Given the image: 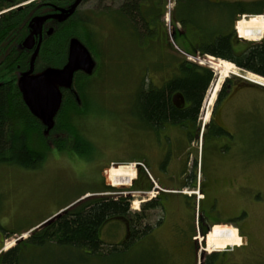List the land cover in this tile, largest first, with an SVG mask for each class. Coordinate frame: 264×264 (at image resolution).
Returning a JSON list of instances; mask_svg holds the SVG:
<instances>
[{
	"label": "rangeland",
	"instance_id": "1",
	"mask_svg": "<svg viewBox=\"0 0 264 264\" xmlns=\"http://www.w3.org/2000/svg\"><path fill=\"white\" fill-rule=\"evenodd\" d=\"M125 2V0L115 3L105 0L101 3L85 1L78 10V14L90 20L95 30L96 42L87 46L99 60L98 70L92 78L88 91L91 97L90 107L86 109L85 118L79 122L80 133L88 142L89 149L87 148L83 154L48 151L46 161L35 170H27L17 165H0V255L4 253L6 244L14 240V246L10 249L19 247L20 264H196L200 259L202 248L211 251L210 242L213 240V235H224L223 230H230L237 235L238 230L241 239L248 238L252 241V249L242 250L243 244L241 247L232 248L236 241L234 239L224 251L203 252V261L212 254L223 255L234 250L228 253L233 263L263 262L264 88L245 80L247 74L237 67V74L228 73L225 77L224 82L230 80L231 83L219 113L221 117L226 113L227 116H224L226 118L229 116L230 119L233 117L232 113L236 112H242L245 117L248 113L251 117H256L258 121L255 140L246 134L248 127L243 126L240 127L241 133H238L236 143L239 144L240 153L242 151L244 153L245 149L249 152L251 149L250 153L254 157L250 162L246 161V166L230 170V174L233 172V176L237 177L233 180L237 191L229 189L232 193L221 200V211L237 217V220L234 223L216 224L226 225L224 227L211 226L205 234L208 235L206 239L208 248L199 234L203 214L199 204L193 210V206L188 208L189 210H184V206H174L168 209L166 215L159 208L147 209L140 230L146 226L153 230L143 237L140 244L123 255L115 254L116 252L111 249L119 247L126 240L129 221L109 222L100 230L101 239L105 243L104 256H92L85 251L55 244L40 247L35 243L36 241L27 242L32 233L40 232L42 230L39 229L40 227L66 211L72 203H77L82 195L127 197L131 200L130 212L142 213L144 206L142 202L146 198L142 195H137L135 198L129 195L132 183L127 187L110 185L106 172L111 167L128 166L130 161L140 157L144 136L142 132L128 127V113L132 109L130 107L132 102L136 103L135 97L141 87H162L166 80L178 74L174 72L176 68L173 63L176 60L185 58L187 62L207 67L215 73V79L209 87L207 99L205 98L202 107L201 117L204 118L206 114L211 113L219 95L218 93L210 106L212 92L219 81L217 69L226 68L224 64L217 62L222 59L215 61L198 51L191 55L192 58L186 57L173 46L171 38L175 26L173 23L170 24L168 16L169 11L171 14L174 12V0H164V14H159L160 18L158 14H145V17L149 15L148 25L153 28L152 31L144 28L141 16H137L132 24L128 21V16L133 18L131 14L126 15L125 19L121 18L117 10ZM30 3L28 1L23 5ZM257 7L252 5L250 8ZM202 9L203 7H197L194 15L208 33L211 32L210 37L217 33L231 32L228 22L223 21L218 11L205 12ZM254 16H264V14ZM157 20H159L158 24ZM136 28L140 35L135 33ZM163 30L168 36L167 40L163 36ZM168 42L173 46L172 49L166 45ZM243 42L257 43V41ZM177 46L184 51L181 46ZM242 81L247 82L246 88L238 89L236 86ZM222 86L223 83L220 92ZM106 187L114 188L116 192L103 194ZM137 187L141 191L139 184ZM200 198L202 195L198 194L197 203ZM136 200L141 202L138 210L133 209ZM165 216L167 219L163 221ZM160 221L161 228L158 226ZM191 235L196 245L193 244ZM243 256L246 262L243 261ZM246 257H249V260Z\"/></svg>",
	"mask_w": 264,
	"mask_h": 264
},
{
	"label": "trees",
	"instance_id": "2",
	"mask_svg": "<svg viewBox=\"0 0 264 264\" xmlns=\"http://www.w3.org/2000/svg\"><path fill=\"white\" fill-rule=\"evenodd\" d=\"M24 1L28 0L8 2L5 8L10 10ZM85 1L99 0H82L76 9L74 7L78 0H49L48 2L53 7L51 12H47L46 7L42 5L34 4L21 11L7 13L4 21L0 23V41L3 37L5 51L8 52L11 49L12 55L16 58L20 57L18 63L22 69L28 70V72L31 69L34 55H36L33 63L34 74L48 69H63L68 62L73 40L84 45L96 63L91 75L78 71L74 75L71 89L63 90L62 106L54 119V126L51 130H48V127L36 118L25 104L18 87V81L23 75L19 77L17 84L13 79L12 81L6 80L0 86V165H17L27 170H35L46 161L48 151L83 154L87 148L89 149L88 142L80 133L79 122L86 116V109L90 107L91 97L88 91L92 78L98 70L99 60L87 46V44L94 45V41L96 42L92 23L83 15L78 14L80 6ZM134 1L132 8H128L124 4L117 10L121 18L125 19L128 12L130 14L132 12L133 21L137 16H141L138 14V0ZM127 8L130 9L128 12ZM73 9L74 12L71 13ZM49 20L53 25V34L49 37L45 36L44 40L42 38L39 40L36 51L29 59L28 53L22 47L19 48L20 43L30 32H33L32 23H42L40 26L42 29L44 23ZM198 28L202 43V47L198 50L200 54L222 59L223 62L211 58L230 66L228 68H235L234 70L239 68L251 73L250 76L254 74L255 78H259L258 76L262 77L260 79L264 78V40L259 43H246L239 40L235 32L232 34L217 33L210 37L211 32L208 33L201 23H198ZM135 33L140 35L138 28L135 29ZM9 61L7 59L6 63ZM13 65L7 63L6 71H10ZM173 65L177 69L174 72L178 74L166 80L161 89L150 87V93L142 95L144 90L141 87L136 95L135 112L144 115L156 124L167 121L185 123L191 118L196 120L209 87L215 79V73L211 69L189 63L185 58L180 61L176 60ZM10 72L12 73V71ZM8 75L6 74V77ZM230 83V80L224 82L221 89L222 97L226 94ZM246 85L247 82L242 81L236 87L244 89ZM175 95L181 100V105L186 106L185 110L179 111L178 106L172 102ZM111 192L116 191L114 188L106 187L102 193ZM84 196L82 195L77 201ZM130 201V198L122 196L118 198L98 196L86 198L77 204L72 203L68 207L75 205L40 227L39 229H42L40 232L32 233L27 242L33 240L40 247L55 244L64 248L85 251L92 256H104L105 243L101 239L100 230L109 222L122 223V221L130 222L131 219H134L133 226L136 232L134 236L136 238H139L137 237L139 235H148L151 230L150 227L140 230L144 217L141 213L132 214L130 212ZM129 222L127 230L131 227V222ZM206 233L207 231L203 234ZM25 236L27 237L28 234ZM216 237L213 235V238ZM14 242L12 240L6 244L5 249L8 250L14 246ZM210 247H212L211 251L218 250L211 246V243ZM18 250L19 247L12 248L8 253L1 254L0 264H20ZM111 250L116 252L115 254L123 255L128 251V244L126 241L122 242L119 247H114Z\"/></svg>",
	"mask_w": 264,
	"mask_h": 264
},
{
	"label": "flooded vegetation",
	"instance_id": "3",
	"mask_svg": "<svg viewBox=\"0 0 264 264\" xmlns=\"http://www.w3.org/2000/svg\"><path fill=\"white\" fill-rule=\"evenodd\" d=\"M15 1L19 2L23 0H0V23L4 21L7 13H10L11 11H21L22 9L34 4L46 7L47 12H51L53 9L51 3L48 2L49 0H28L31 2L28 5L24 6L23 4L28 2L24 1L10 10L5 8L8 2ZM117 1L119 0L111 2L115 3ZM125 1L128 8H132L133 3L135 2L134 0ZM43 2L46 3L44 4ZM99 2L101 3L102 0H99ZM137 2L139 10L138 14H141L143 26H145L144 28L152 31L153 28L148 25L149 15L145 17V14H158V18H160L159 14H164V0H138ZM252 5L258 7L251 9L250 7ZM121 7H119L118 10ZM197 7H203L202 10L205 12L218 11L222 16L223 21L228 22V24H226L231 30L228 34H232L233 32L236 33L238 18L249 16L255 17L254 15L264 14V0H174V12L171 14L169 11L168 16V20L171 22L170 24L173 23L175 26L171 39L175 49L184 54L186 57L191 55L193 56L196 53L195 51L200 50L202 47V43L199 40V22L194 15L196 14ZM128 8L126 9L127 12L130 10ZM127 14H130V12ZM129 19L132 24L133 18L129 16ZM158 21L159 20L156 22L157 24L159 23ZM34 24L35 23H32L31 27ZM52 27V22L49 20L44 23V27L42 26L41 30H39V28L33 30L32 28L33 32H30L23 39L22 43H20L19 48L22 47L23 50L28 53L29 59H31L33 53L36 51L39 40L41 38L44 40L45 36L49 37L48 32L52 29ZM163 33V36H165L167 40L168 36L164 30ZM32 34L35 36L36 43L32 50H27L23 47V43ZM1 38L0 86L6 80L12 81L13 79L16 80L17 84L19 77L26 74L28 70L22 69V66L18 63L20 61H18L20 57L16 58L12 55L11 49H9L8 52L5 51L3 46L4 38ZM176 44L181 46L185 52L182 51ZM166 45L171 49L173 47L169 44V42L166 43ZM7 59L10 60L7 63L14 64L10 70L12 73L10 71H6ZM180 60L182 59H179V61ZM6 74L9 75L6 77ZM150 87H155L157 89L162 88L157 86H143L144 92L142 95L150 93ZM227 93L228 91L222 97V92H219V95L212 107L213 109L211 114H206L204 117L205 119L201 117V108L196 120L191 118L185 123H175L173 121H167L161 124L153 123L144 115L140 113L137 114L135 112L136 103L134 104L132 102V106L130 107L132 109L130 113H128V127L129 129L133 128L137 132H142L144 136V143L141 149L140 157L130 161V165L135 167L136 177L132 182L129 194L133 198L137 195H142L146 198V200L142 202L144 206L141 215L144 219V213L147 209L153 210L159 208L166 215L168 209L173 208L174 206H184V210H189L193 206V210L196 205L198 206L199 204L200 210L203 211L200 220L201 229L199 230V234L203 236V233L208 231L211 226L215 225L224 227V225L216 224L234 223L237 220V217L225 214L221 211V200L223 197L230 196L229 194L232 193L229 191L230 188H232V190H236V187H234L235 182L233 180L237 177L233 176V172L230 174V170H233V168L239 169L240 167H244V165L246 166V161L250 162L251 158L254 157L252 153H250L251 149L249 152H247L246 149L244 153L243 151L242 153L239 152L240 147L238 146L239 144L237 145L236 143L238 140V133H241L240 127L247 126L248 132L246 134L253 137L255 140L257 133L256 122L258 120L255 116L251 117L250 113H248V116L245 117V114H242V112L232 113V119H230L229 116L226 118V113L221 117L219 110L226 100ZM172 102L178 106L177 109L179 111L186 109V106L181 105V100L178 99L177 95L173 96ZM137 184L141 186V191H139ZM198 194L202 195V198H200L197 203ZM166 219L167 217L165 216L163 221ZM133 220H130L131 227L127 231L128 235L125 240L128 244V251L140 244V241L144 237L139 235L137 236L139 238H136V236H134L136 232L133 226ZM161 223L162 222L160 221L158 224L159 228H161ZM150 229L149 233H151L153 228L150 227ZM190 238L192 240L194 239L192 235ZM206 239L207 237L204 241L206 242V247L208 248V241ZM234 239H236L234 243L235 247L239 244V235L235 234L229 245ZM244 240L245 243L243 244V240L241 239L239 247L243 244L242 250L252 249V241L248 238H244ZM193 244H197L195 240H193ZM224 250L225 249H218L214 251L207 250V252H221ZM249 251L251 252V250ZM203 252L204 251L202 250L200 251V259L196 262V264H236L230 260L228 254L234 252V250L232 252H225L223 255H220L219 253L212 254L204 261V255L201 254ZM5 253L8 252L1 254ZM242 259L246 262L245 256H243ZM246 259L249 260V257H246ZM260 263L264 264V261H258V264Z\"/></svg>",
	"mask_w": 264,
	"mask_h": 264
},
{
	"label": "water",
	"instance_id": "4",
	"mask_svg": "<svg viewBox=\"0 0 264 264\" xmlns=\"http://www.w3.org/2000/svg\"><path fill=\"white\" fill-rule=\"evenodd\" d=\"M81 2L82 0H78L74 9H76V7H78V5ZM74 9L71 11V13L74 12ZM41 25L42 23L34 24L33 30H36L37 28L41 30L40 27ZM53 32L54 30L50 29L48 35L51 36ZM35 43H36L35 36L32 34L23 43V47L27 50H32L35 46ZM35 56L36 55H34L32 59L33 62L30 71L24 74L19 79L18 87L23 95L25 104L29 108L30 112L36 118L41 120L42 123L48 127V130H51L54 126V119L59 113L62 106L63 90L71 89L74 82V75L78 71H82L91 75L95 69L96 63L92 59V55L89 52V50L77 40H73L71 43L68 62L63 67V69H48L39 74H34L33 63L35 61ZM207 57L209 58L210 56ZM256 85L263 87L258 84ZM84 199L85 198H82L80 201ZM72 206H70L69 208H71ZM61 214L57 215L56 217H59ZM56 217L49 220L48 222L54 220ZM201 236L203 241L207 237V235L206 236L201 235ZM242 240L244 244L245 240L244 239ZM201 250L204 252L206 251L203 250V248ZM201 260H202V256H201Z\"/></svg>",
	"mask_w": 264,
	"mask_h": 264
},
{
	"label": "bare ground",
	"instance_id": "5",
	"mask_svg": "<svg viewBox=\"0 0 264 264\" xmlns=\"http://www.w3.org/2000/svg\"><path fill=\"white\" fill-rule=\"evenodd\" d=\"M236 32H237L238 37L244 41H251V42L257 41L258 42V41L262 40L264 38V16L243 17L236 24ZM209 58L211 59L213 57H209ZM221 64H223V63H221ZM225 66H226V68H220L219 71L217 72V75L219 76V81H218V83L216 82L217 85L214 87V90L212 92L211 102H209L210 106H212L217 94L220 92L219 91L220 87H221L222 83L224 82L227 74L228 73L237 74V72H236L237 69L233 70V69H231L232 67L228 68L230 66H227V65H225ZM244 78H246L245 80H247L249 82H252L254 84H258V85H261L264 87V80L263 79H260L257 77L255 78V76L254 77H253V75L250 76V74ZM106 176H107V181L110 185H112L114 187H127V186H130L131 183L135 180L136 170H135V167L133 165H128V166L121 165L119 167H111L106 172ZM87 197H89V196L88 195L85 196V198H87ZM140 206H141V202L136 200L134 202L133 209L138 210L140 208ZM224 226H226V225H224ZM214 227H216V226H214ZM218 227H222V226H218ZM224 233H225L224 235H222V234L216 235L217 237L213 238V240L211 242V246H213L214 248H218L219 250L225 249L229 245L230 241L234 238V234L230 230H225ZM23 235H22V237H23ZM237 235H239L238 230H237ZM239 237H240L239 244L235 247L240 246L241 236L239 235ZM235 247H232V248H235ZM229 248H231V247H229ZM8 251H9V249L7 250L5 248L3 250V252H8ZM206 252H207V250H206Z\"/></svg>",
	"mask_w": 264,
	"mask_h": 264
}]
</instances>
